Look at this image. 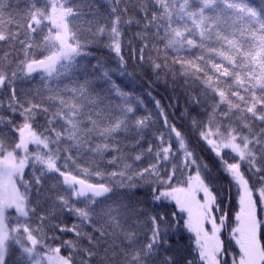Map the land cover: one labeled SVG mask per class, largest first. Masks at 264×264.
<instances>
[{
	"label": "snow or ice",
	"instance_id": "1",
	"mask_svg": "<svg viewBox=\"0 0 264 264\" xmlns=\"http://www.w3.org/2000/svg\"><path fill=\"white\" fill-rule=\"evenodd\" d=\"M106 2L107 19L82 23L70 0H0V264H12L13 248L26 264H117V239L130 245L118 264H264V0L259 9L237 0ZM96 46L116 65L98 60L89 78L78 60ZM136 68L155 84L178 81L176 103L149 91V110L112 78L134 81ZM74 70L82 82L61 87ZM37 77L36 87H18ZM209 173L227 178L223 191ZM140 187L151 206L135 200ZM129 219L135 228L123 226ZM177 232L188 242L179 259Z\"/></svg>",
	"mask_w": 264,
	"mask_h": 264
},
{
	"label": "trees",
	"instance_id": "2",
	"mask_svg": "<svg viewBox=\"0 0 264 264\" xmlns=\"http://www.w3.org/2000/svg\"><path fill=\"white\" fill-rule=\"evenodd\" d=\"M238 3H246L250 7H255L257 9L261 6V0H237ZM39 3L41 6H44L45 0H39ZM71 6L73 8H78L80 12L82 13V16L79 18L82 23L85 22H93L97 19H107L110 15L109 8L110 5L106 2V0H70ZM20 7H23V3L19 5ZM222 7V6H221ZM134 28L128 29L127 35L131 39H134ZM244 46L247 48L248 44L250 43V40L247 36H240L239 34L236 37ZM91 52V55L80 58L78 60L79 63H82L83 66L88 67V74L89 78H91V73L94 74V66L96 65L98 60L104 61L108 66L115 68L116 60L114 57V54L110 53L109 50L102 46H96L91 47L89 49ZM195 51V50H194ZM125 52H127V49H125ZM132 63L135 64V58H133ZM85 73L80 71H73L68 76L64 77L61 81V87L63 86H71L75 80H80L82 82L84 78ZM113 80L116 84H118L121 88L125 90H133L137 95L141 96V98L144 100V107L151 110L154 108V102L152 101V97L148 95V92L151 91L152 96L156 97V99H160L163 104H175L176 100L175 98L172 101H169V96L173 94L174 88H179L180 91H177L176 95L179 96L180 92L182 91V86L179 85V82L177 81L176 84H173L171 80H168L167 83L162 79L159 81L158 84H155L152 82L154 77L150 78L149 74L146 73L144 70L140 68H136V79L134 81H131L129 78L121 76L119 73H115L113 75ZM38 77L35 80L30 81H20L18 82V87H22L25 89L36 87L39 84ZM107 88V85L103 81H97V89L102 91L105 95H112V101L115 103L116 97L114 94H110L106 91H104ZM179 106L182 108L184 106L183 99H180ZM141 113L144 112V108L141 107L139 109ZM170 112L172 113V116H175V110L170 109ZM42 122V121H41ZM175 123L180 124L182 121L179 120L178 117L175 118ZM185 132L189 133L192 146L194 149L200 154L205 164L208 165L209 168H213L215 170L216 164H215V158L214 156L204 151L203 146L200 145L195 137L194 132L186 125L184 128ZM209 178L212 180L213 183H215L220 190H224L223 187L227 186V178L221 175H213L212 173H209ZM120 192H124L125 189L121 188L119 189ZM136 195L135 200L144 202L140 205V207L151 206V195L148 191L147 187H140L137 189H134ZM131 195V193H129ZM108 204H112L113 200H109L107 202ZM227 203V202H226ZM107 206V205H105ZM233 204L227 203L225 205L226 210L231 211L233 208ZM159 211H166L165 209H159ZM97 212L100 213L102 216L103 213L101 212L100 207L97 208ZM76 218L75 217H69L66 219L67 223H75ZM9 222H14V214H9ZM122 224L125 228H135V223L129 219L127 221H122ZM119 231V230H117ZM175 235V252L177 254L178 259L183 257L187 254L188 250V242L187 239L182 240L180 232H177ZM185 237L188 235L186 232L184 233ZM141 241H143L144 237L141 235L139 237ZM223 239L227 241V232H224ZM116 248L115 251L117 252V264L120 258V255L123 251H128L130 248V245L123 242L122 239H117L115 241ZM12 264H26L24 261H19L16 259V250L13 248V257H12Z\"/></svg>",
	"mask_w": 264,
	"mask_h": 264
},
{
	"label": "rangeland",
	"instance_id": "3",
	"mask_svg": "<svg viewBox=\"0 0 264 264\" xmlns=\"http://www.w3.org/2000/svg\"><path fill=\"white\" fill-rule=\"evenodd\" d=\"M223 235H224V233H222V239H223Z\"/></svg>",
	"mask_w": 264,
	"mask_h": 264
}]
</instances>
